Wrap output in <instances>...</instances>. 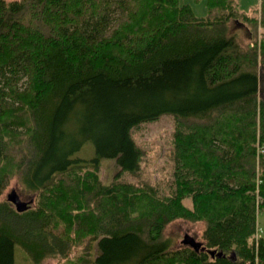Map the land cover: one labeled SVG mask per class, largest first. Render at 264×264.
Returning a JSON list of instances; mask_svg holds the SVG:
<instances>
[{
    "label": "trees",
    "instance_id": "trees-1",
    "mask_svg": "<svg viewBox=\"0 0 264 264\" xmlns=\"http://www.w3.org/2000/svg\"><path fill=\"white\" fill-rule=\"evenodd\" d=\"M201 1L197 17L181 0H0V264L15 247L30 264H264V76L229 28L258 19ZM164 116L171 169L152 182L132 134ZM86 142L94 158L71 159ZM13 179L33 192L22 212L1 198ZM176 220L203 224L204 250L168 246Z\"/></svg>",
    "mask_w": 264,
    "mask_h": 264
},
{
    "label": "rangeland",
    "instance_id": "rangeland-1",
    "mask_svg": "<svg viewBox=\"0 0 264 264\" xmlns=\"http://www.w3.org/2000/svg\"><path fill=\"white\" fill-rule=\"evenodd\" d=\"M13 1V0H5ZM189 2L191 8L197 17H201L206 13L205 3L201 1L199 4H193L192 0H181V3ZM260 0H240L239 8L244 11L247 16L256 17L257 28L255 33H249L250 26H242L239 22L231 21L229 23V28L232 34L235 35L237 42L241 46H246L256 43V53L257 58V71L262 74L261 58H260V39L262 38V27L259 23V6ZM256 9V10H255ZM259 75V76H260ZM262 85V86H261ZM260 87L264 88V82H260ZM262 97L259 99L261 100ZM173 130V123L170 117H161L155 122L145 123L137 127L133 131V139L135 143L144 151V159L141 163L142 168V178L152 181L159 182L165 179L171 169V163L169 161V151L171 148V133ZM95 156L94 145L91 142L84 143L78 151H76L71 159H81L85 161H90ZM119 171L115 164L114 159L101 158L100 168H99V178L101 182L105 185L109 184L115 174ZM12 193V194H11ZM15 196L22 203H29L33 197V192L28 189H24L23 186L17 182V179H13L9 186L6 188L1 198H7L8 196ZM203 224L202 223H191L184 220H176L169 225L164 230L163 239L172 248L181 246L180 242L185 234L193 237L196 241H201V232ZM256 237H264V208L259 211L256 218ZM14 263L15 264H30L26 259L25 255L15 247L14 249ZM43 264H56L54 260L45 261Z\"/></svg>",
    "mask_w": 264,
    "mask_h": 264
},
{
    "label": "water",
    "instance_id": "water-1",
    "mask_svg": "<svg viewBox=\"0 0 264 264\" xmlns=\"http://www.w3.org/2000/svg\"><path fill=\"white\" fill-rule=\"evenodd\" d=\"M12 194V193H11ZM9 201L15 206V209L17 212H22L26 209V203L20 202L15 196H8L7 197ZM181 245L190 247L194 249L195 251H198L200 248L201 250H204V248L201 245V242L196 241L193 237L189 236L188 234H185L180 242ZM211 255L215 253V251H208Z\"/></svg>",
    "mask_w": 264,
    "mask_h": 264
}]
</instances>
